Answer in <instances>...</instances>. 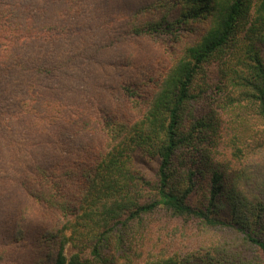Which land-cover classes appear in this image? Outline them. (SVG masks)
<instances>
[{"label": "trees", "instance_id": "obj_1", "mask_svg": "<svg viewBox=\"0 0 264 264\" xmlns=\"http://www.w3.org/2000/svg\"><path fill=\"white\" fill-rule=\"evenodd\" d=\"M0 264H264V0H0Z\"/></svg>", "mask_w": 264, "mask_h": 264}, {"label": "rangeland", "instance_id": "obj_2", "mask_svg": "<svg viewBox=\"0 0 264 264\" xmlns=\"http://www.w3.org/2000/svg\"><path fill=\"white\" fill-rule=\"evenodd\" d=\"M72 252H73V250L70 247H68L67 248V251H66L67 257H70V255L72 254Z\"/></svg>", "mask_w": 264, "mask_h": 264}]
</instances>
